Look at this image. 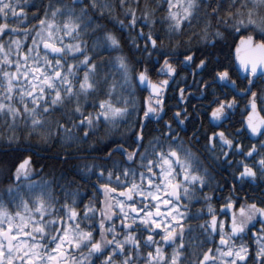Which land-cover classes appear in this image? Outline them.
Instances as JSON below:
<instances>
[{
  "label": "snow or ice",
  "instance_id": "snow-or-ice-1",
  "mask_svg": "<svg viewBox=\"0 0 264 264\" xmlns=\"http://www.w3.org/2000/svg\"><path fill=\"white\" fill-rule=\"evenodd\" d=\"M164 4L167 5L166 9ZM116 8L123 19L120 15H114ZM161 11L163 14L157 18V12ZM222 12L224 15H221ZM105 16L118 24L120 30L126 28L129 33L135 31L142 21L132 43L140 49L137 40L143 39L142 50L149 56L152 51L169 56L161 48L164 42L161 35L154 34L157 24L167 25L165 35L171 40L174 35L183 34L186 28H192L194 23L199 25L203 21L200 33L193 35H198L213 48L218 40H226L233 33L239 34L238 43L233 37V47L234 60L247 80L243 93L250 92L256 80L264 81V0H227V4L224 0H144L143 6L141 0H117L116 4L101 0H72L70 5L60 0L57 3L49 0L46 6L32 3L31 0H0V117L10 119L13 127L17 121H21L35 131L45 127L47 116L58 106L75 103V119L69 117L72 127L57 124V135L61 132L65 134L66 147H71L77 141L87 143L91 136L99 132L101 125L105 129V136L111 138L119 124L127 122L133 115L139 127V131L133 133L137 150L129 152L122 142H117L118 147L114 150L126 157L128 166L121 169L113 162L111 170L102 168L97 174L94 171L96 164L84 165L88 173L97 176L98 181L107 173V182L101 183L104 200L103 207L99 209L98 224L95 223V206L91 203L84 205L81 217L74 207V195L71 206L66 198L58 209L56 205L60 203L59 199L47 183H28L25 192L22 182L30 180L32 175L31 157L18 163L11 173V182L0 194V264H264V201L249 203L247 196L239 206V198L229 196L220 208L225 216L231 213L228 231H225V221H218L214 209L209 205L211 220L199 227L208 234V239L218 233L219 245L215 247V252L212 247L207 248L200 257L188 251L183 223L189 218L188 206L181 201L191 202L195 199L197 191L202 192L208 186L210 174L207 168H203L199 156L191 148L184 147L171 124L166 125V151L159 138L150 142L151 153L147 148L144 152L139 151L148 122L161 118L163 92L169 86L168 79L154 83L149 78L147 68L138 73L135 78L151 90L143 108L137 109L132 104L130 110L128 100H124L120 106L109 98L99 102L98 111L94 114L83 110L81 97L87 103L88 96L97 91L101 82L97 78L95 57L89 55L84 37L89 32H103L91 50L93 53L99 47L105 51L121 48L120 39L98 22ZM144 28H148L147 33ZM66 37L76 42H66ZM194 55L190 48L187 49L181 63H194ZM208 64V60L200 59L196 67L205 70ZM116 66L124 76L125 83H129L131 70L126 57H116ZM81 72L82 78L79 75ZM160 72L170 78L177 74L167 58ZM215 76L234 89L237 87L229 71H218ZM104 82H107L106 76ZM114 91L113 84L109 97ZM180 92L183 99L184 90ZM251 96V111L246 117L243 131L253 137L264 138V116L257 111L255 103L257 93L251 92ZM214 102L218 106L211 110L210 123L227 118V109L235 106L234 99ZM183 115L184 118H181V112L174 114L178 125L184 124L186 110ZM73 128L82 132V136L74 135ZM49 139H52L50 131L45 142ZM13 140L15 136L8 143L11 144ZM206 140V148L213 154V159L219 160V156L215 155L219 143L220 155L230 166L233 161L229 156L232 154L245 158L259 156L255 166H249L244 160L239 161V174L234 180L241 184L255 183L257 179L264 181V139L260 140L259 149L253 144L246 152L240 143L222 131H213L206 136ZM62 155L64 162H68L70 154L65 152ZM112 155L113 151H107L106 158L110 160ZM137 156L140 159L139 167L146 169L147 175L145 171L137 173L131 167ZM113 178L116 187L110 186ZM118 187L122 189L119 192ZM113 193L117 195H111ZM136 197L140 198L138 202ZM203 198L205 201L211 200L206 195ZM116 219L119 220V228ZM84 221L93 223L84 228L81 226ZM141 226L148 233L144 247L154 246V251H147L146 257L141 255V240L136 235ZM187 231L191 233L192 229L189 227ZM246 233H250L252 243L241 242L237 246L236 240L242 241ZM156 236H159V241L155 239ZM203 245L204 241H201L199 247ZM165 247H171L170 255L165 252Z\"/></svg>",
  "mask_w": 264,
  "mask_h": 264
},
{
  "label": "trees",
  "instance_id": "trees-1",
  "mask_svg": "<svg viewBox=\"0 0 264 264\" xmlns=\"http://www.w3.org/2000/svg\"><path fill=\"white\" fill-rule=\"evenodd\" d=\"M31 2L46 6L49 3V0H31ZM60 2L70 5L72 0H60ZM109 2H111V4H116L117 0H109ZM52 3H57V0H52ZM143 3L144 0H141V6H143ZM224 3L227 4V0H224ZM150 6L155 5L151 4ZM163 7L166 9L167 5L164 4ZM32 11H35V9H32ZM162 14V11L157 12V18H159ZM114 15H120L121 19L124 18L118 8L114 9ZM137 15L139 16V12ZM221 15H224V13L222 12ZM31 19V13H29V20ZM98 22L101 23L107 31L113 32L120 39L121 48L119 50L109 48L107 51H105L104 48L96 49L95 53H93L91 50L94 48V44L98 42V36H103V32L97 34L89 32L84 37L87 41L89 55H94L95 57V62L98 65L97 78L101 81L97 91L88 96L87 103H85L84 98L81 97V106L85 113L92 112L94 114L98 111V104L102 100L111 98L112 102L115 104L118 102V105L120 106H122L124 100H127L128 97L126 95V90L119 88L121 78L116 72V57L121 55L126 57L131 70V88L133 89V96L130 94L131 98L128 100L130 110L132 104H135L137 109L143 108L146 97L145 91L140 90L137 87L135 82L136 75H138V73L145 68H152L154 66L155 57L160 60V64L166 58L171 62L178 61L179 63L183 59L186 50L189 48L195 53L194 65H197L200 59H206L209 61L208 67L205 70H202L200 75L203 81H212V85L218 90L219 85H216L214 82L216 78L215 73L227 70L229 71L232 80L237 82L239 81V83H237L238 88H246L245 85L247 82H245V84H240V81L244 79L239 78L234 69L233 37H235V42L237 43L239 34L233 33L232 35L227 36L226 40H218L216 47L213 48L210 44H206L203 40H201L198 35H193V33H200L203 28V21H201L199 25L194 23L192 28H186L183 34L174 35L171 40H169L165 35L167 25L157 24L154 34L161 35L164 41L161 48L162 50L167 51L169 56H162L156 51H152V55L149 56L147 52L142 50L144 47L143 39L137 40V43L140 45V49H137L132 43V38L136 37V33L142 26V21L138 24L137 29L131 33H129L126 28L124 30H120V26L107 18V16ZM125 22L127 23V21ZM143 30L145 33L148 32V28H144ZM65 40L66 42H76L71 40L68 41L67 39ZM189 40H191V43H188ZM79 75L82 78L83 73L81 72ZM105 76L107 77L106 83L104 82ZM188 78L189 77L187 76V79ZM257 81L259 84H254V86L251 87L250 94L251 92L257 93V103L260 110L264 112V81ZM113 84L115 85V91L112 93L111 97H109L108 93L110 86ZM189 85L190 82L184 83V80L181 79L177 84H170L166 89L167 97H174L172 103L176 104L177 93L181 90V88L186 89ZM212 85H209V87H212ZM166 104L169 106L171 102L166 101ZM93 105H96L97 107L94 108ZM29 107H31V105H29ZM74 107L75 103H66L63 106H58L55 111H51L47 116L45 127L43 129L38 128L35 131H32L30 127H26L21 121H17L15 127H13L10 119L0 117V194L4 193L8 184L11 182L10 177L15 166L22 162L23 159L31 157V168L33 171L30 180L22 182L24 191H27L26 185L28 183L46 182L50 186L51 190L56 193L59 199L60 203L56 205L58 209L60 208V205L65 202L66 198L67 202L71 206L74 195L76 201L74 207L76 208V211L81 214V217L84 211V205L91 203L95 206V223L98 224L99 209L103 207L102 201L104 200L101 183L107 182V173H105V176L101 177L98 181L97 176L88 173L87 169L84 168V165L88 164L91 166L92 164H96L97 167L94 171L97 174L102 168L111 170L113 168V162H116L121 169L128 166L126 157L121 156L118 151L114 150L118 147L117 142H122L129 152L137 150L138 145L133 143V140L135 139L133 133L138 132L139 127L136 123V116L133 115L128 118L127 122H121L119 124L111 138L105 136V129L101 125L99 132L95 136H91L87 143L77 141L76 143H73L71 147H66L64 141L65 134L61 132L59 136L57 135V124L60 123L64 124L65 127H72L71 123H69V117L75 119V116L73 115ZM170 115L171 110H168V112L165 111L163 119L159 121L151 120L148 122L147 127L144 129L142 146L139 147L140 152H144L147 148L148 152L151 153L152 148L150 142L157 138H159V141L163 145L165 151L167 150L168 141L165 139L167 128L163 121L166 119L171 122ZM194 123L197 125V120L194 121ZM201 123V129L195 136L190 133L188 135L183 133L178 134L180 139L184 138L183 142L185 146L191 148L192 151L199 156L202 161L203 168H207L211 177L208 181V186L205 187L202 192L197 191L195 199L191 202L187 200L181 201L182 204H187L189 217L183 221L186 229L184 242L188 251L195 252L196 257H200V254L203 251H206L209 247H212L215 252V247L219 245L218 233L213 234L212 239H208V234L204 233L199 227L201 224L210 222L211 220V215L208 212L209 205L214 209L218 221H225V231H228L231 213L225 216L221 214L220 208L229 196H232L234 199L239 198L237 206H239V203L245 202V196L248 197L247 202L249 203L256 201L259 204L261 201H264V181L257 179L255 183L241 184V182L234 180V177L239 174L237 171V164L239 161L244 160V162L248 163L249 166H255L256 160L259 159V156L255 158H245L240 155L232 154L229 156V159L233 161L230 166L228 163L224 162V157L220 155V145L217 143L215 155L219 156V160L213 159V154L206 148V144L208 143L206 136H210L213 133V129L208 124L206 117L201 118ZM226 126L227 128L222 126L221 131L224 132L230 139L240 143L245 152L248 151L253 144H255L259 149L260 140L264 138H261L255 143L248 139L243 130H239L242 128L241 123H233L232 121V123L229 122ZM172 127L174 128V125H172ZM193 127L194 125L191 126V128ZM49 131L52 134V139H49L46 143L45 137H47ZM30 132L31 135H29ZM73 134L76 136H82V132H77L75 128H73ZM13 136H15V140L9 144L8 140ZM225 150L227 151V149ZM107 151H113V155L110 160L106 158ZM65 152L70 154V159L66 163L64 162V156L62 155V153ZM152 158L155 159V157ZM139 165L140 159L139 156H137L135 163L131 164V167L135 169L137 173H139V171H145V174L147 175L146 169L140 168ZM203 168L201 169V172L203 171ZM240 170H242V168ZM88 177H90V179ZM137 183H139L138 174ZM146 183L147 182L145 181V186ZM234 185L235 190H233ZM110 186H117L114 178ZM120 190L122 189L118 187L117 192ZM111 195L116 196L117 193H113ZM205 195L211 197V200L205 201L203 198ZM120 199L123 198L121 197ZM139 199V197H136L137 202ZM137 206H140L139 203H137ZM89 223L93 222L84 221L81 226L87 228ZM115 223L117 228H119L118 219L115 220ZM189 227L192 229L191 233L187 231ZM258 227L259 225H257V228ZM254 230L255 229H253V231ZM147 234V232L143 231L142 226L136 233V235L140 237L141 255L144 257H146L147 251H154V246L152 248L144 247V239ZM155 239L159 241V236H156ZM201 241H204L203 247H199ZM178 242L179 241H177V243ZM241 242L251 244L250 233H246L242 241L237 239V246ZM171 251V247H165V252L168 255L171 254ZM196 257H190V259H195Z\"/></svg>",
  "mask_w": 264,
  "mask_h": 264
},
{
  "label": "flooded vegetation",
  "instance_id": "flooded-vegetation-1",
  "mask_svg": "<svg viewBox=\"0 0 264 264\" xmlns=\"http://www.w3.org/2000/svg\"><path fill=\"white\" fill-rule=\"evenodd\" d=\"M154 66L152 68H148V75L149 78L154 82L158 83L160 80L168 79L169 80V85L172 83L177 84L180 79L184 80V83L190 82V85L184 90L183 94V99H181V92L179 91L177 93L176 99L177 103L174 104L173 99L174 97H167L166 90L163 92V113H160V119H163L165 111L168 112V110H171V115L170 119L171 122L168 120H164L163 122L167 124H172L174 125V128L172 127L173 131L176 133H183V134H193L194 136L199 132L201 129L202 123H201V118L206 117L208 124L212 127L213 131L215 132H221L222 126L227 128L226 124L232 123H241L242 128L239 130H243L245 127V120L246 117L249 113L247 106L250 104L252 96L250 92L248 93H243L244 88H238V86L235 88V90L231 89L228 87L227 84H224L223 82H219L218 78H215V83L216 85H219V89L217 90L213 85L212 81H203L202 77L200 76L202 73V70L199 72L197 71L198 68L194 63H191L190 65H185L181 63L183 59L178 63V61L171 62L173 66L176 68L177 74L173 77H168L164 73L160 72L161 67H163V62L160 64V60H158L157 57L154 59ZM234 69L236 71L235 65ZM237 75L239 78H243L244 76H241L238 74L236 71ZM230 75V74H229ZM187 76L189 77L187 79ZM242 80V79H241ZM247 82L245 79L240 81V84H245ZM239 83V81H236V85ZM255 84H259V82L256 80ZM207 85V86H205ZM209 85H212V87H209ZM247 87V84L245 85ZM182 89V88H181ZM145 100L148 99L150 94L145 91ZM235 100V106L231 109H227V119L219 126L215 127L213 126L212 123H210V116H211V110L214 107H217L218 105L214 102L216 100H226V101H232ZM144 100V101H145ZM166 101L171 102L169 106H167ZM258 101L255 98V103L257 105V110L258 112L264 116V112H262L259 108V105L257 103ZM187 112V118L184 119V124L178 125L177 120H175L174 114L176 112H181L182 116L181 118H184V112ZM152 120L159 121L156 118H153ZM197 120V125H195L194 121ZM194 125L193 128L191 126ZM246 136L247 132L244 131ZM180 138V137H179ZM249 139V137H248ZM261 139V138H260ZM259 139V140H260ZM181 141H184L183 139H180ZM250 140V139H249ZM257 140V141H259ZM251 141V140H250ZM257 141H252V142H257ZM184 144V142H183ZM184 147L185 144H184Z\"/></svg>",
  "mask_w": 264,
  "mask_h": 264
},
{
  "label": "water",
  "instance_id": "water-1",
  "mask_svg": "<svg viewBox=\"0 0 264 264\" xmlns=\"http://www.w3.org/2000/svg\"><path fill=\"white\" fill-rule=\"evenodd\" d=\"M237 43H238V42H237ZM190 64H191V63H189L188 65H190ZM234 65H235V68H236V71L238 72V74L241 75V76H244V74H243L242 72L239 71V69H238V65L236 64L235 60H234ZM197 71L199 72L200 70L198 69ZM218 81H219V82H223L224 84H227L229 88L235 90V89H234L230 84H228L226 81H220L219 79H218ZM136 84H137V86H138V88H139L140 90H146V91L151 95V90H150L149 88H147L146 85H144V84H140L139 81H138V79H136ZM144 105H145V104H144ZM247 109H248L249 112L251 111V103L247 106ZM257 111H258V110H257ZM161 113H162V112H161ZM226 119H227V118L222 119V120H220V121H212L211 123L213 124V126H215V127H219V126H220V125H221ZM210 120H211V116H210ZM182 126H183V124H182ZM244 127H246V125H244ZM246 132H247V131H246ZM247 135H248V137H249V139H250L251 141H256V140L260 139V138H258V137H253V136H251L250 133H248V132H247ZM263 192H264V190H263Z\"/></svg>",
  "mask_w": 264,
  "mask_h": 264
},
{
  "label": "rangeland",
  "instance_id": "rangeland-1",
  "mask_svg": "<svg viewBox=\"0 0 264 264\" xmlns=\"http://www.w3.org/2000/svg\"><path fill=\"white\" fill-rule=\"evenodd\" d=\"M101 2H103V3H111V2H109V0H101ZM77 11H79V9H77ZM65 39H67L68 41H70V39L69 38H65ZM96 44L97 43H95L94 44V47L96 46ZM96 49H103V47H99V48H96ZM116 72H117V74L120 76V78H121V82H119L120 83V86H119V88H122V89H125L126 90V92H127V100H129V98H131V95L133 94L132 93V91H133V89L131 88V73H129V76H128V80H129V83H125V79H124V76L122 75V73L118 70V67L116 66ZM113 82H114V80H113ZM131 94V95H130ZM130 95V96H129ZM133 96V95H132ZM17 99H18V97H17ZM114 103V102H113ZM115 104V103H114ZM117 104H118V102H117ZM32 183H36V184H44V183H46V182H40V183H37V182H32ZM142 215V214H141Z\"/></svg>",
  "mask_w": 264,
  "mask_h": 264
}]
</instances>
